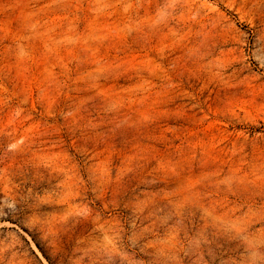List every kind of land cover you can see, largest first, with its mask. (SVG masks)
<instances>
[{
  "label": "rangeland",
  "instance_id": "374dc122",
  "mask_svg": "<svg viewBox=\"0 0 264 264\" xmlns=\"http://www.w3.org/2000/svg\"><path fill=\"white\" fill-rule=\"evenodd\" d=\"M0 264H264V0H0Z\"/></svg>",
  "mask_w": 264,
  "mask_h": 264
}]
</instances>
